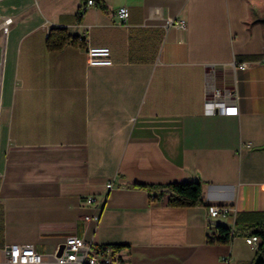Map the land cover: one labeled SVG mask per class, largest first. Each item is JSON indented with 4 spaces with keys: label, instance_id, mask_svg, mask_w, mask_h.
Wrapping results in <instances>:
<instances>
[{
    "label": "crops",
    "instance_id": "0c3cea01",
    "mask_svg": "<svg viewBox=\"0 0 264 264\" xmlns=\"http://www.w3.org/2000/svg\"><path fill=\"white\" fill-rule=\"evenodd\" d=\"M98 1L77 21L82 0H0V264L15 244L50 258L69 235L111 245L114 264H256L264 0ZM55 27L84 46L48 50ZM89 47L109 48L111 65H88ZM213 89L229 97L208 112ZM183 181L201 183L202 204L139 186ZM210 204L235 208L226 243Z\"/></svg>",
    "mask_w": 264,
    "mask_h": 264
},
{
    "label": "built area",
    "instance_id": "2783aa9c",
    "mask_svg": "<svg viewBox=\"0 0 264 264\" xmlns=\"http://www.w3.org/2000/svg\"><path fill=\"white\" fill-rule=\"evenodd\" d=\"M96 0H86L80 7V12L84 13L87 9L96 7ZM117 16L123 25L128 17V10L126 7H119L117 9ZM11 23V19H7L3 23V32H6L7 26ZM170 23V22H169ZM178 26L184 27L185 22L179 20L176 22ZM86 58L88 65L91 66H109L112 63L110 49L107 47H89L86 50ZM246 63H241L239 68H244ZM226 98L229 94H222L219 90L213 89L210 100L206 103V110L214 112L216 109H224V103L214 102L215 98ZM112 183L108 184L111 187ZM85 202L87 204L95 203L94 197H87ZM206 217L209 222L215 220H222L227 222L235 213V208L228 205H214L210 204L205 207ZM99 215H86L83 217L84 221L97 222ZM229 224V222H227ZM258 237L248 236L245 242L248 245L254 246ZM60 247L54 255L50 258H44L35 249L28 245H10L7 248V262L9 264H114L116 259V251L111 245H94L86 242L76 235H69L65 238L61 248V253L58 255Z\"/></svg>",
    "mask_w": 264,
    "mask_h": 264
},
{
    "label": "trees",
    "instance_id": "16d2710c",
    "mask_svg": "<svg viewBox=\"0 0 264 264\" xmlns=\"http://www.w3.org/2000/svg\"><path fill=\"white\" fill-rule=\"evenodd\" d=\"M83 4L86 0H82ZM100 4V1L97 0ZM102 8H104L101 5ZM84 13L77 12V21L81 19ZM263 35H264V20H263ZM84 37L71 35L64 28H51L46 37L45 45L50 51L61 50L66 45L84 46ZM209 92L211 90L208 89ZM264 148V146H263ZM140 187L146 189L150 193H155L152 198H156L157 194L166 195V205L171 207H192L198 204H202V185L199 181H183V182H172L166 184H139ZM219 237L216 241L226 243L234 235L239 233V229L234 224L233 227H222L217 226ZM250 230V236H257L261 242L257 249V260L256 264H264V222L250 225L247 227ZM119 248L120 245H115Z\"/></svg>",
    "mask_w": 264,
    "mask_h": 264
},
{
    "label": "water",
    "instance_id": "95a60500",
    "mask_svg": "<svg viewBox=\"0 0 264 264\" xmlns=\"http://www.w3.org/2000/svg\"><path fill=\"white\" fill-rule=\"evenodd\" d=\"M213 224L216 225V226H222V227H225V228L229 227L228 223H226V222H224L222 220H215V221H213ZM61 248H62V245L60 246V249H59V251L57 253L58 255L61 253Z\"/></svg>",
    "mask_w": 264,
    "mask_h": 264
}]
</instances>
